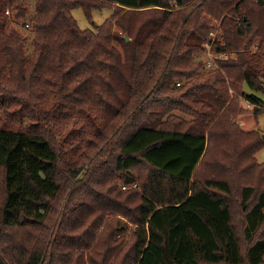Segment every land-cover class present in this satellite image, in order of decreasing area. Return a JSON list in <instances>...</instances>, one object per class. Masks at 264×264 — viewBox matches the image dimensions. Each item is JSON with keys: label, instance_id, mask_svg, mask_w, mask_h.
<instances>
[{"label": "trees", "instance_id": "trees-1", "mask_svg": "<svg viewBox=\"0 0 264 264\" xmlns=\"http://www.w3.org/2000/svg\"><path fill=\"white\" fill-rule=\"evenodd\" d=\"M28 1L0 0V264H264V0ZM208 43L235 57L203 74Z\"/></svg>", "mask_w": 264, "mask_h": 264}, {"label": "rangeland", "instance_id": "rangeland-1", "mask_svg": "<svg viewBox=\"0 0 264 264\" xmlns=\"http://www.w3.org/2000/svg\"><path fill=\"white\" fill-rule=\"evenodd\" d=\"M36 2H37V0H29L28 1V5L30 7L29 17H31V18L34 17L33 13L35 11ZM73 16L83 31L92 32V33L97 34L103 28V26L106 24V21L110 20L114 16V10L113 9L94 10L93 14H92V20L88 19V17L85 15V13L82 9H75L73 11ZM24 23L25 22H21V23L18 22L16 24V26L23 35H26V38H27V45L26 46L29 50L31 47V39H32L33 34L30 33V28L27 30V29L22 27V25ZM115 30L120 33L119 28L115 27ZM214 33L215 34L213 36V39H216L218 34L222 37L221 39H223V37H224L223 32H220V33L214 32ZM210 37L212 38V34L210 35ZM116 46L119 49V51L123 54L122 47L117 43H116ZM195 61L207 63L208 57L206 55V58H205V55L203 53L198 52L195 55ZM200 73L204 74V73H207V71L202 70V71H200ZM178 85H176V86H178ZM245 108L249 109V111L252 112V107H249V105H247V107L245 106ZM240 123H241V127L243 128V130H245V131H257L264 136V113L258 117H255L253 114L245 115L240 120ZM256 159L258 160V162L260 164H264V149L257 153Z\"/></svg>", "mask_w": 264, "mask_h": 264}, {"label": "built area", "instance_id": "built-area-1", "mask_svg": "<svg viewBox=\"0 0 264 264\" xmlns=\"http://www.w3.org/2000/svg\"><path fill=\"white\" fill-rule=\"evenodd\" d=\"M30 26H31L30 23H27L24 26V28L28 30L30 28ZM213 36H214V34H212V39H213ZM212 47H213L212 43L206 44L207 54H204V55H205V58H206V55H207L208 62L207 63L204 62V69L205 70H218V69H220V66H219V64L217 62L218 59H225V58H228V57L234 58L235 57L233 54L231 56L226 54V53L216 54V53H214L212 51ZM124 189H126V187Z\"/></svg>", "mask_w": 264, "mask_h": 264}, {"label": "water", "instance_id": "water-1", "mask_svg": "<svg viewBox=\"0 0 264 264\" xmlns=\"http://www.w3.org/2000/svg\"><path fill=\"white\" fill-rule=\"evenodd\" d=\"M259 2H261V3H262V0H259ZM126 40L128 41V40H129V38H128V37H126Z\"/></svg>", "mask_w": 264, "mask_h": 264}]
</instances>
